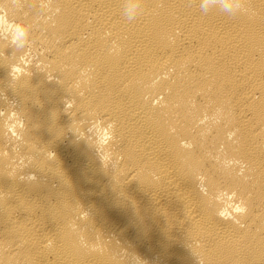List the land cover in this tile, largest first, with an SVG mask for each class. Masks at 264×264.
<instances>
[{
    "label": "bare ground",
    "instance_id": "obj_1",
    "mask_svg": "<svg viewBox=\"0 0 264 264\" xmlns=\"http://www.w3.org/2000/svg\"><path fill=\"white\" fill-rule=\"evenodd\" d=\"M232 2L0 0V264H264V0Z\"/></svg>",
    "mask_w": 264,
    "mask_h": 264
},
{
    "label": "clouds",
    "instance_id": "obj_2",
    "mask_svg": "<svg viewBox=\"0 0 264 264\" xmlns=\"http://www.w3.org/2000/svg\"><path fill=\"white\" fill-rule=\"evenodd\" d=\"M224 6L228 9V10H233L235 7H237V5H235L232 0H225ZM202 7L207 8V5H202ZM17 71H19V69H17ZM100 139L102 142L106 143L107 140L109 139V134L107 132V130H103L101 135H100ZM237 211H242V209L237 208ZM222 215H224V213H221Z\"/></svg>",
    "mask_w": 264,
    "mask_h": 264
}]
</instances>
